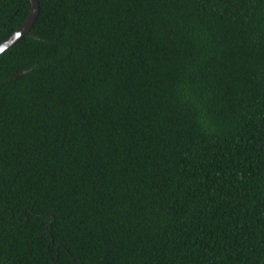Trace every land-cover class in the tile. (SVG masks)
Instances as JSON below:
<instances>
[{
	"label": "trees",
	"instance_id": "obj_1",
	"mask_svg": "<svg viewBox=\"0 0 264 264\" xmlns=\"http://www.w3.org/2000/svg\"><path fill=\"white\" fill-rule=\"evenodd\" d=\"M39 4L0 54V264H264V0Z\"/></svg>",
	"mask_w": 264,
	"mask_h": 264
},
{
	"label": "water",
	"instance_id": "obj_2",
	"mask_svg": "<svg viewBox=\"0 0 264 264\" xmlns=\"http://www.w3.org/2000/svg\"><path fill=\"white\" fill-rule=\"evenodd\" d=\"M32 1V8L29 14V17L24 22V24L9 38L5 41L0 43V54L3 53L5 50L9 49L15 43H17L20 39H22L25 35L30 34V31L39 15L40 4L39 0H31ZM24 72L16 75L15 77L23 74Z\"/></svg>",
	"mask_w": 264,
	"mask_h": 264
}]
</instances>
